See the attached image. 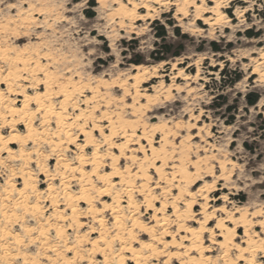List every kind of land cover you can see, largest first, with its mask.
I'll return each mask as SVG.
<instances>
[{
	"label": "rangeland",
	"instance_id": "rangeland-1",
	"mask_svg": "<svg viewBox=\"0 0 264 264\" xmlns=\"http://www.w3.org/2000/svg\"><path fill=\"white\" fill-rule=\"evenodd\" d=\"M214 3L220 7V20L208 26L202 21L194 23L193 8H189L190 16L182 21H178L182 15H176V8L167 5L155 6L150 16L138 20L139 15L145 14L144 10L124 17L116 13L117 6L112 0H0V114L10 120L5 107L16 101V107L21 106L22 96L28 91L25 85L29 83L20 79L25 70L34 73L41 67L51 66L50 71H63L67 79L62 87L68 88L72 95L83 90L87 100L91 92L101 115L113 121L120 114L131 124L127 130L133 131L135 136L127 144V155L131 153L136 159L138 156L142 159V154L134 150L145 147L147 140L158 149L165 136L164 150L171 159L163 168L167 191L164 186L155 188L150 185V181L156 179L151 176L152 169L148 170V179L138 177L130 187L116 186L108 190L118 193V217L122 224L130 227L132 220L125 218L132 216L147 227H153L151 217L158 212L160 204H164L169 236L179 240L180 233L172 223L170 203L174 201L179 209L188 202L196 204L194 217L200 220L198 213L203 202L197 190L206 184L210 191L213 188L218 190L209 195L208 204L212 207L209 211L226 205L227 211L245 212L246 221L251 223L249 235L259 239L264 247V230L255 226L264 222V0H214ZM214 3L201 0L198 6L210 10ZM134 76L139 77L138 83ZM135 91L147 95L149 101L133 100ZM33 104L28 108L31 115ZM72 111L69 109V117ZM12 119L15 130L0 123V132L5 139L11 134L25 137L27 122L37 130L38 139L24 138L26 144L22 148L19 143L12 145L13 157L7 156L0 147V229L7 233L4 238L0 237V264H31L32 259L39 264H68L67 260L80 257L85 258L80 264H91L90 257L101 259L105 255L109 264L114 263L115 256L121 252L119 243L110 245L106 253L101 254L92 252L88 242L89 236L98 238L102 233L110 237L113 231L116 232L109 226L110 211H98L103 210L102 203L113 205L114 196H97L100 202L93 204L96 209L93 216L87 213L86 204L77 203L79 226L72 224L64 194L70 192L76 196L80 192V186L74 181L77 172L69 169L78 166L79 149L67 143L62 134L59 142L52 138L56 130L53 118L45 122L37 114L30 116L29 121L27 116L23 120ZM65 122L72 124L70 132L76 133L83 141L81 130L85 129L80 122H71L68 117ZM87 132L92 133V141L98 146L101 157L97 172L109 173L113 164L111 156L118 155V152L113 148L99 147L101 138L97 132L91 129ZM142 134L147 139H142ZM105 136L111 134L106 132ZM56 141L60 147H54ZM111 142L122 144L124 139L120 135ZM175 148L179 150L176 152ZM20 149L26 158L19 157ZM93 150L89 144L82 155L87 159ZM180 150L184 152L181 158ZM221 162L226 164L223 180H220ZM179 163L189 170L194 188L190 193L184 192L181 197H176L170 175ZM136 165L121 160L119 168L129 167L132 173L136 172ZM83 169L86 174L92 171L91 167ZM27 175L36 186L31 199L28 197L33 192H27V201L37 203L38 214H24L13 207V203L20 199L17 191L22 188L18 177ZM90 178L92 197L101 184L91 174ZM144 184V193H150L146 196L138 191ZM127 190L136 206L146 198L162 197L152 201L154 210L144 209L147 221L134 215L139 213V207L134 211L126 206ZM3 210L14 211L16 218L5 221ZM30 215L35 219H30ZM218 216L225 218L220 213ZM101 217L109 224L99 225L96 220ZM89 226L99 228V232L91 233ZM193 227L197 225L193 224ZM25 229L29 230L28 234ZM57 229L63 231V239L56 236ZM153 229L156 236L162 232L159 227ZM40 231L44 233L42 237ZM135 231L139 237L141 232ZM243 235V229L237 230L236 243L243 239ZM14 237H17L16 242ZM79 237L83 238L78 242ZM204 238L210 251L206 254L209 257L206 264H224L226 255L237 262L234 250L225 253L210 244L208 235ZM33 239L35 243H31ZM138 240L149 242L146 236ZM168 241L170 238H166L165 242ZM153 245L164 251L162 245ZM67 248H72L71 255ZM174 252L182 253V250L173 249L171 253ZM123 256L128 257L125 253ZM262 256L261 252L255 253L256 264L264 261ZM153 260L155 264L166 261L160 256L149 260L148 264Z\"/></svg>",
	"mask_w": 264,
	"mask_h": 264
},
{
	"label": "bare ground",
	"instance_id": "bare-ground-1",
	"mask_svg": "<svg viewBox=\"0 0 264 264\" xmlns=\"http://www.w3.org/2000/svg\"><path fill=\"white\" fill-rule=\"evenodd\" d=\"M112 1H113V5L117 6V9L115 10L116 13L118 15H122L124 17L131 16L132 13H135V14L141 13V11L144 10L145 14L139 15L140 17L138 18V20H142V17L144 18V17L150 16V14L155 11V6L161 7L164 5L174 6L176 8V15H180V16L182 15V18L178 19V21H182V20L188 18L190 16L189 8H193L194 9V18H195L194 23L197 24L199 21H202L204 25H208V26L214 24L215 21H219L220 20V14H221L220 13V7L218 6L217 3H214V0H208V2L214 3V6L212 8H210V10H202L201 6H198V2L201 0H112ZM213 17H214V19H213ZM134 81L136 83H138L139 77L134 76ZM62 88L68 92L69 96L72 95L71 91H69L68 88H66V87H62ZM122 88L124 89V87H122ZM138 98H141L142 100H145L147 102L149 101L147 95L139 94L137 91H135L134 95H133V100H137ZM0 100H2L1 94H0ZM26 101H28V96L24 94L22 96V101H21L20 107H16L17 101L7 105L5 107V112H6L7 116H9L11 119L7 120L3 117V115L0 114V123L2 125L7 126V127L9 126L10 128H12V130H15L14 129L15 122L12 119L13 117L22 118V120H23L27 116L28 120L27 119L26 120L29 121V117L32 115H31V113H28V109H25L24 112L21 113V109L24 108V104ZM47 105H48V103L47 104L42 103V107L44 109V115H41V118L44 121L49 119V118H53L48 112ZM129 109H130V107H129ZM19 120H21V119H19ZM53 120H54V123L56 126V130L52 133V135H53L52 138L55 137L58 141L59 136L62 134L63 138L66 141H68L71 138L68 135V133L70 132L69 128L72 124H70V125L66 124L65 117L60 116L59 113H58L56 118H53ZM108 125H109V128L111 129V132H109L110 134L115 133L116 131L120 130L119 132H121V136L124 139V142L122 144H116L117 147L113 148V150H116L118 152V155L113 154L111 156V161L113 164H111L109 173H112V172L119 170L121 175L113 177L112 178L113 183H115L116 186H121V187L123 186L124 188H126L127 186L130 187L131 183L136 178L139 177L141 179L144 177L143 171H137L136 170V172L131 173V171H127V172L125 171V169H128L129 167L127 168L125 166L124 167L125 169H123V170H121L119 168L121 160H129L131 162L136 163L137 164L136 169L142 168V165L139 163V161L136 159V157L133 156V154H131V153L127 155L126 154L127 151L122 147V145H124V144L127 145L131 141V139L133 140L135 133L133 131H130V129L127 130V128L129 126H131V124L129 125L127 123V121L122 119L120 114L116 115L115 118L113 119V121H108ZM25 131H26L25 137H20L17 134H11L10 135L11 137L6 138V139L4 138V136L0 132V147H1V149L4 150L5 154H7V156L13 157V148L11 147L12 145L19 143L21 148L24 146V143H25L24 138H27V139L30 138L32 140L38 139L37 130L34 129L33 125L30 124L29 122H27V124H25ZM81 134L83 136V141H87L88 145L93 144L91 132H87V135H86L85 131L81 130ZM142 136H143L142 139L146 138L145 134H142ZM50 142H52V141L50 140ZM58 142L54 145V147L59 146ZM54 143L55 142L53 141V144ZM165 144H166L165 136L163 137L162 144L158 149L154 147V145L152 144V142L150 140H147V146L149 147L150 155L155 154L156 156L160 157V160L157 161V164L160 163V165H159L160 166V172H159L160 176L164 175L163 168L166 166L167 160L170 158L168 156L169 154H167L168 152H166L164 150ZM51 145H52V143H51ZM139 148H141V147H139ZM175 150H176V148H175ZM178 150H176V152ZM184 150L185 149H183V151ZM180 151H181V154L179 152L178 153H179L180 158H181L184 152H182V150H180ZM140 154H142L143 160L148 159V156H145L143 153H140ZM24 156L25 155H24L23 150L20 149L19 157L22 158ZM26 156H27V154H26ZM91 157L96 161L95 167L97 170V167L101 161V157H100L99 153L97 152V149L93 150ZM24 158H26V157H24ZM85 160H86V158H85ZM169 160H171V159H169ZM77 161H78V166L73 167V168L77 169V171H75V172H77L78 177L74 178V181L78 184V186H80V192L76 196L72 195L70 192H66L64 194V201L67 203V206L70 210L69 221L78 227L79 226V220L76 217V215H77V210H76L77 203L86 204L88 206L87 213L91 216H93L95 214L96 209H95L94 205L92 203H90L92 197L89 193V190L93 189V185L91 183L92 180L90 178L91 173L86 174V172H84V169H83L86 166V167H91L92 171H93V165L90 163H85V162L81 161L79 158H77ZM182 163L184 164L183 161H182ZM183 164L179 163V166L173 168L174 172H172L170 175V177H171L170 179L174 183V190L177 191L176 197H181L184 192L190 193V191L194 188V184L192 183V181H190V178H191L190 172H189V170H187L185 168V166H184L185 164L184 165ZM65 168H69V165H65ZM73 168H69V169L72 171ZM219 169L221 170V175H220L221 179L220 180H223L224 176H225L224 172L226 169V164L224 162L219 163ZM152 170L155 171V169H152ZM103 174H107V173H98L97 172V176H100ZM194 174H192V175H194ZM18 178L21 180V185H22L21 189H25V191L23 192V194L21 193V189L17 191L18 195L20 196V199L13 203L14 209H19L24 214L25 213L38 214L40 211H39V207H38L37 203L29 204V202L27 201V196H26L28 191L34 192L36 190V186L34 185L32 179L29 175L19 176ZM195 178H194V180H195ZM95 179H96V177H95ZM194 180H193V182H194ZM98 183L101 184L102 182H98ZM25 186H26V188H25ZM105 187H107V190H109V188H111L109 186H105ZM144 187H145V184L139 186L140 189H144ZM214 189L215 188H213V191H210L211 188L208 189L207 185L205 184L204 187L199 188L197 190L198 196L200 197V200L203 202V204L200 206L201 210L198 213V215L201 216L200 220H197L194 217V216H196V214H194L193 209H194V206L196 204L194 205L193 203L188 202V203H185L183 205V209H179L174 204V201L170 203L171 204L170 207L172 208L171 217H173L172 223H173V226L176 227V231L180 233L179 240H177L174 236H172V237L169 236V232L167 230L169 220L166 218V215H165L166 206L164 204H160V209L158 210L157 213L152 215L151 221H150V223H153V227H159L161 229L162 232L160 233L159 236H156L154 234L153 227H147L142 221H140L136 218H133V220L131 222L132 224L134 222L135 225L139 226L138 228L135 229V230H138L139 232H141V234L139 235L138 238L143 239L145 236L148 237L149 242H147V243L150 244L149 248L143 247L145 242H139V243L135 242V239L133 238L132 233L128 229L124 230L123 227L116 229V232L120 236L121 241H124V243H123V246H121V249H120L121 252L115 256V259H114L115 261H114V263L112 262V264H128L129 262L131 264H148L149 260H151L155 257H160V256L161 257L163 256V258L166 259L165 264H175V262L177 263L178 260H179L178 264H206L209 261V257H207L206 254H208L210 251L205 246V238H204L205 235L209 236V239H210L209 242L211 245L217 246L219 249H222L225 253H227L231 249L234 250L236 252V261L237 262H239V263L243 262L244 264H256L255 258H254L255 253L261 252L263 254L262 258H264V249H263L264 247L262 246V243L259 239H257V238L254 239V237H251L249 235L248 227L251 225V223H249V221H246V213L242 212V211H235V212L227 211L226 205H224L222 207L214 208L212 211H209L212 208L208 204L209 203V195L218 192V190H214ZM48 190L50 192L52 190V188L48 189ZM98 191H99V189L97 190V192ZM127 192H128V194H127L128 197H131L130 191L127 190ZM78 197H83V199H78ZM145 200H150V199L146 198ZM130 202L133 205V207L131 209L134 211L138 210V207L136 206L132 197H131ZM223 202L226 203L224 200H223ZM125 203H126V205L129 203L128 199ZM215 203H217V202H215ZM114 204H115L116 208L119 210L120 205H119V197L118 196L113 197V205ZM106 205H107L106 203H102L101 207L103 209H105ZM2 206L4 207L5 205L3 204ZM73 206L75 207V212L72 211ZM108 206H111V205H108ZM89 208H91L90 212L88 211ZM4 210L2 211V217L5 221H10L11 219L16 218L14 211H11L10 213H8V212H5ZM148 211H150V210H148ZM162 212H164V214ZM219 213H220V215H224L225 218L219 217L218 216ZM257 214L259 216L260 212L257 211ZM110 215H111V217L112 216L116 217V219H118L121 222V219L118 217V211L117 212H110ZM96 222L99 223V225L103 226V223L100 219L96 220ZM213 222H215L214 226L212 228H209L213 224ZM121 224H122V222H121ZM193 224H196L197 227H193ZM256 224H255L256 227H260L261 229L264 230V222L261 221V222L256 223ZM142 228L145 229V231H140V229H142ZM239 229H243L244 235H243V239L239 243H236L235 236H236L237 230H239ZM25 233L28 234L29 230L25 229ZM55 233H56V236L58 238H60V239L64 238V236H63L64 234H63V231L61 229H57L55 231ZM43 234L44 233L40 231L39 236L42 237ZM6 235H7V233L5 232V230L0 229V237L4 238ZM81 238H83V237L78 238V242L81 241L80 240ZM108 238H111V236ZM166 238H170V241L165 242ZM127 240L130 242L126 243ZM14 241L15 242L17 241V237H14ZM18 241H19V239H18ZM153 243H157L158 245H162L164 251L159 250L156 246L153 245ZM135 245L138 247H135ZM90 246H91L92 252H94V253L98 252L101 254H104L105 250L110 248V245L105 246L103 248H100L96 244H90ZM93 249H95V251H93ZM169 249L170 250L174 249V251L180 249V250H182V253H179V252L171 253L172 250L169 251ZM124 253L127 254L128 257L125 258L123 256ZM66 262L68 263V260ZM107 262L109 264L110 261H108V259H107ZM237 262L232 260L227 255L225 256L224 264H239ZM32 263L39 264L36 260H33V259L31 261V264Z\"/></svg>",
	"mask_w": 264,
	"mask_h": 264
},
{
	"label": "snow or ice",
	"instance_id": "snow-or-ice-1",
	"mask_svg": "<svg viewBox=\"0 0 264 264\" xmlns=\"http://www.w3.org/2000/svg\"><path fill=\"white\" fill-rule=\"evenodd\" d=\"M62 6V5H61ZM5 7H8V5H5ZM12 7H15V5H12ZM25 36L29 35V33H24ZM49 67H41L39 68L36 72L34 73H29L27 70H25V74L20 77L22 80L29 81L27 85H25V88L28 90L25 92V95L28 96V101L25 102L24 108L21 109V113L24 112L25 109L29 108V104H33V107L31 109L32 115L36 116L37 114L44 115V109L42 107L43 101H48V112L49 114L53 117L56 118L58 113L60 116L68 117V119L71 122L74 121H79L80 125L82 128L85 129V134L87 135V131L89 129L96 131L97 135L101 138V143L99 147H104V148H114L117 147V145L113 142H111L112 139L119 137L121 133L115 132L111 133L110 137H106L105 133L106 132H111V129L109 128L108 121L109 117L105 115L100 114V109L96 108L94 105V102L91 98V92L88 93V99L85 100V92L83 90L79 92H74L73 95L69 96L68 92L65 91L62 88V85L64 83V80L67 79V77L64 76L63 71H58V70H53L50 71ZM63 77V79H61ZM87 104V107L84 105ZM69 109H72V115L69 117ZM87 114V115H85ZM97 120H99V127L97 129ZM49 122V121H45ZM79 131V129H77ZM68 135L71 137L67 143L75 145L79 150L77 152V158H79L81 161L85 163H90L93 165V171L91 172V175L96 177L97 182H102L99 188V191L92 196L90 203L95 204L100 201L97 200V196H116L118 193L115 192H110L107 190V187L109 186L111 188H115L116 185L113 183V177L115 176H120L121 173L119 170L112 172V173H107L103 174L100 176H97V170H96V161L92 157H88L85 160V155H82L83 150L85 147H88V142L87 141H81L79 140L78 136L74 132H69ZM133 143H137V141H133ZM93 149H97V145L93 143L91 145ZM122 147L125 150L127 149V145L124 144ZM134 151L143 153L145 156H148L147 160L141 159L139 156L137 157V160L139 163L142 165V168H138L137 171H143L144 172V177L143 179H148V170L149 169H155L151 173L152 177H156V179H153L150 181V185H154L155 188H160L162 186L165 187V190L167 191V186L164 185L163 182V177L159 175L160 172V166L157 164V161L160 160L159 156H156L155 154L148 155L149 154V147L146 145L143 148H136ZM82 170V169H81ZM72 171H77L76 168H73ZM125 171H130V169H125ZM52 179H56V177H52ZM26 188V186H25ZM25 189H21V193ZM138 191H140L142 196L149 195L150 193H144L143 189L138 188ZM35 193H30L29 194V199H31L32 195ZM157 198H162L159 197L158 195L152 196V200H144L142 203L138 204L137 207L140 208L139 213H134V215H137L138 217L142 216L145 221L148 220V216L145 215L144 209L148 210H154V205L152 201L156 200ZM78 199H83V197H78ZM129 203L126 205L129 209L133 207L131 204V197H127ZM34 206V205H33ZM72 211L75 212V207L73 206ZM89 212L91 211V208L88 210ZM98 211H110V212H117L118 209L116 208L115 204L108 206L106 205L105 209ZM87 214V213H82ZM30 219H35L34 216L30 215ZM126 220H133L132 216H128L125 218ZM110 220V228L111 229H119L121 227H127L128 230L132 233L133 238L135 239V242L139 243L138 240V234L135 231L136 228H138V225L133 224L129 227L128 225L121 224V222L116 219V217L112 216L109 218ZM101 221L103 224H109V221H105L103 217H101ZM90 232L91 233H97L99 232V228L97 227H91ZM33 231H36V229H33ZM140 231H145V229H140ZM85 235H88V233H85ZM35 239L31 241V243H35ZM88 242L90 244H96L100 248H103L105 246H115L117 243H119L121 246H123L124 241H121L120 236L118 235L117 232L113 231L111 234V238L105 237L102 233L98 238H92L89 236ZM75 247V245H73ZM143 247L149 248L150 244L144 243ZM67 253L71 255L72 253V248H67ZM95 251V249H93ZM84 257H80L77 260H72L70 259L68 261V264H80L81 260H84ZM91 259V264H108L107 262V257L106 255L101 258V259H96L95 257H90ZM152 264H155V261L153 260ZM160 264H165V261H161ZM261 264H264V261H261Z\"/></svg>",
	"mask_w": 264,
	"mask_h": 264
}]
</instances>
